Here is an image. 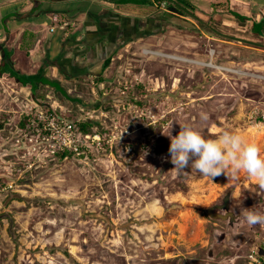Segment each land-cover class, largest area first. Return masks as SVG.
<instances>
[{"label": "rangeland", "instance_id": "374dc122", "mask_svg": "<svg viewBox=\"0 0 264 264\" xmlns=\"http://www.w3.org/2000/svg\"><path fill=\"white\" fill-rule=\"evenodd\" d=\"M261 1L234 6L244 21L214 4L196 6L201 23L190 7L184 15L155 0L146 13L167 17L162 33L148 38L149 48L120 49L111 65L117 76L106 85L121 96L115 113L78 102L96 101L98 77L64 81L67 95L50 87L20 98L23 109L37 96L75 121L94 112L93 131L126 135L112 144L30 166L15 147L19 125L6 127L2 113L0 145L9 140L0 146V264H249L252 249H264V224L243 216L244 209L264 213V187L244 172L210 179L190 166L173 170L167 136L184 125L205 139L235 132L264 156V32L252 28L264 18ZM151 114L161 120L151 122Z\"/></svg>", "mask_w": 264, "mask_h": 264}, {"label": "crops", "instance_id": "0c3cea01", "mask_svg": "<svg viewBox=\"0 0 264 264\" xmlns=\"http://www.w3.org/2000/svg\"><path fill=\"white\" fill-rule=\"evenodd\" d=\"M120 1L0 0V116L4 114L3 122L6 127H17L19 119L23 117V111L17 109L16 101L24 110L20 98L25 96L27 100L29 96H34L32 86L25 85L21 80L37 73L59 81L62 87L64 81L75 83L84 77L88 80L98 77L100 84L91 86L96 101L90 105L81 99L77 101L90 109L100 107L99 110L105 115L112 109L115 111L113 105L120 109L121 96L118 88L106 85V82L113 83L116 80L117 72L116 75H111V65L117 58L115 54L120 49L137 45L149 48L144 46L151 45L148 38L161 34L167 20L165 15L146 13L155 0H151L149 6L138 3L120 4ZM215 1L190 0L203 9L218 3H229L235 9L236 4L250 3V0ZM260 3L261 9L257 10L264 14V1ZM54 14L65 18L74 26L70 34L59 27L55 31L51 30V18ZM107 62L109 65L105 68ZM2 69H13L17 76L1 72ZM101 78H105L104 81ZM45 88L50 86L40 85L38 90L43 91ZM18 113H21L19 117ZM8 140L5 139L0 146L8 143Z\"/></svg>", "mask_w": 264, "mask_h": 264}, {"label": "built area", "instance_id": "2783aa9c", "mask_svg": "<svg viewBox=\"0 0 264 264\" xmlns=\"http://www.w3.org/2000/svg\"><path fill=\"white\" fill-rule=\"evenodd\" d=\"M51 20L53 23L51 27L52 31H55L56 28L59 27L66 34H70L72 27H74L70 21H67L58 14H54ZM146 52L158 57L209 65L221 72H238L235 68L215 64L214 61L206 63L156 50H147ZM136 80L139 81L140 78L137 77ZM128 88L129 87L121 89V92L126 94ZM23 117L21 121H26V127L21 126L20 121L17 130L20 136L15 139V147L20 151L22 159L25 161L27 160V162L30 160V166H33L35 163L43 165L46 164L48 160L63 156V158H69L72 155L82 156L86 154L91 147L97 146L102 148L106 141L112 144L116 140L123 139L126 136L116 131L109 137H106L100 131L96 130L92 133H85L80 127V123L85 121L70 120L61 113H58L53 107H49L39 100L32 99L27 102L23 110ZM94 118L95 113L90 112L85 120L94 121ZM149 118L153 123H157L161 120L156 114L149 115ZM115 127L118 128L119 126L116 125ZM125 147L130 149L127 145ZM9 186L13 187V184ZM249 264H264V249L253 248L249 254Z\"/></svg>", "mask_w": 264, "mask_h": 264}, {"label": "clouds", "instance_id": "9594fccd", "mask_svg": "<svg viewBox=\"0 0 264 264\" xmlns=\"http://www.w3.org/2000/svg\"><path fill=\"white\" fill-rule=\"evenodd\" d=\"M202 119L207 120V115L202 114ZM180 129L175 137L171 133L167 135L170 138V162L175 166L173 170L184 172L190 166L210 179L228 172L235 178L244 172L264 187V156L256 143L230 131L222 132L216 139H205L191 126H180ZM190 160L193 161L191 165ZM252 209H244L245 221L249 225L264 224V213Z\"/></svg>", "mask_w": 264, "mask_h": 264}, {"label": "trees", "instance_id": "16d2710c", "mask_svg": "<svg viewBox=\"0 0 264 264\" xmlns=\"http://www.w3.org/2000/svg\"><path fill=\"white\" fill-rule=\"evenodd\" d=\"M159 2H161V3L168 2V3L173 4V5H171V7L176 8L177 12H180L181 14H184V15H186L185 9H187L186 6H188L192 9V11L189 13L190 16L193 17L194 19H196L197 21L203 23V21L200 17V14L197 11L196 5H194L192 2H190L188 0H159ZM119 3L120 4L138 3V4L145 5V6H149L152 3V1L151 0H141V1L140 0H121ZM174 4H176V5H174ZM213 6L218 7L222 10H227L230 14H232L233 16H235L237 19H239L241 21L248 19L247 16L242 15L241 13L236 11L235 9H232L231 6L229 5V3H218V4H214ZM252 28L256 33L262 34L264 32V18L262 20H259V21H254ZM6 56H8L7 53H6ZM108 65H109V62H107L105 64V68L108 67ZM1 72H9L13 76H17L16 72L13 69H8V70L2 69ZM21 81L25 85L30 84L32 86V90H33L34 94L38 90V87L40 85H48L51 88H54L56 91H61L63 94L67 95V92L63 89L62 84L59 81L50 80V79L46 78L45 76H43L42 73H37V74L26 76ZM35 97H36L35 99L37 100L38 99L37 96H35ZM21 126L26 127V121H24V120L21 121ZM80 127L83 130V132H85V133L91 132L92 133V132H94L93 130L96 127V123L94 121H85V122L80 123Z\"/></svg>", "mask_w": 264, "mask_h": 264}, {"label": "water", "instance_id": "95a60500", "mask_svg": "<svg viewBox=\"0 0 264 264\" xmlns=\"http://www.w3.org/2000/svg\"><path fill=\"white\" fill-rule=\"evenodd\" d=\"M172 10L176 12L177 9L176 8H173Z\"/></svg>", "mask_w": 264, "mask_h": 264}]
</instances>
